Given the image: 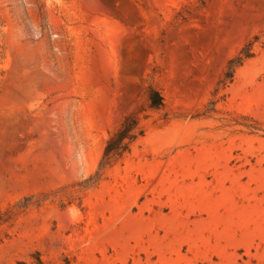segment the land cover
<instances>
[{
  "label": "rangeland",
  "instance_id": "obj_1",
  "mask_svg": "<svg viewBox=\"0 0 264 264\" xmlns=\"http://www.w3.org/2000/svg\"><path fill=\"white\" fill-rule=\"evenodd\" d=\"M127 117L143 134L102 166ZM21 263L264 264V0H0V264Z\"/></svg>",
  "mask_w": 264,
  "mask_h": 264
},
{
  "label": "trees",
  "instance_id": "obj_2",
  "mask_svg": "<svg viewBox=\"0 0 264 264\" xmlns=\"http://www.w3.org/2000/svg\"><path fill=\"white\" fill-rule=\"evenodd\" d=\"M249 49L250 48H246L240 56L230 61L229 70L226 75L227 78L231 79L234 75L235 69L240 66L246 58L252 56ZM150 99L152 100L153 107H158L161 104L160 95L154 89L150 92ZM142 134L143 129L139 126L137 119L127 117L120 127L107 139L102 166H106L114 160L121 158L129 151L131 144Z\"/></svg>",
  "mask_w": 264,
  "mask_h": 264
}]
</instances>
